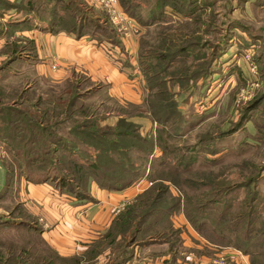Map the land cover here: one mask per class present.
I'll list each match as a JSON object with an SVG mask.
<instances>
[{"label":"rangeland","instance_id":"obj_1","mask_svg":"<svg viewBox=\"0 0 264 264\" xmlns=\"http://www.w3.org/2000/svg\"><path fill=\"white\" fill-rule=\"evenodd\" d=\"M72 2L77 8L85 1ZM136 4L137 19L124 14L139 29L136 59L144 102L127 109L108 98L105 87L97 90L100 84L82 77L56 83L35 72L37 60L29 51L33 40L22 33L43 31L49 21L61 23L57 0H0V264H45L41 233L51 226L21 201V183L46 186L70 203L89 200V188L79 187L77 172L67 167L74 169L75 162L87 170L96 160L93 173L116 185L133 177L128 188L139 192L134 202L118 205L119 225L90 244L81 264H157V254L181 244L174 233L178 213L203 237L246 255L247 264H264V0ZM53 7L59 11L56 17L49 15ZM86 14L91 19L81 22L98 24L91 10ZM71 20L64 21L66 26ZM104 21L99 25L106 31ZM72 95L87 109L86 120L95 123L85 132L128 130L144 142L135 143L129 156H116V165L102 157L94 160L106 151L76 135V118L63 115L61 106ZM119 116L134 128L117 127ZM36 118L64 139L55 149L45 147L41 136L32 142ZM153 183L167 185L179 209L161 220L166 192L158 203L141 202L126 221L127 206L137 205V197L152 191ZM53 264L74 263L69 258Z\"/></svg>","mask_w":264,"mask_h":264},{"label":"crops","instance_id":"obj_2","mask_svg":"<svg viewBox=\"0 0 264 264\" xmlns=\"http://www.w3.org/2000/svg\"><path fill=\"white\" fill-rule=\"evenodd\" d=\"M84 1L91 10L92 19L101 21L105 11L92 0ZM110 25L112 30L106 35H76L65 29L56 32L30 30L22 35H29L35 43V72L52 77L56 83L82 77L100 84L99 91L105 87L108 98L119 102L120 106L127 109L142 107L144 89L140 85L136 59L139 29L134 33L130 28L119 30ZM54 66L56 68H52ZM119 119L127 118L119 116L114 121ZM2 173L0 171V175ZM88 188L91 199L70 203L53 195L46 186L29 182L19 186L21 201L24 199L34 210L41 212L51 226L41 233L43 240L62 257L88 250L90 244L113 225L119 214L115 211L118 205L123 200L133 201L139 192L133 187L104 190L92 179ZM174 216L173 222L178 226L174 233L181 244L175 242L173 247L157 254V264H209L217 255H223L226 264H247L249 261L239 250L203 237L180 213Z\"/></svg>","mask_w":264,"mask_h":264},{"label":"trees","instance_id":"obj_3","mask_svg":"<svg viewBox=\"0 0 264 264\" xmlns=\"http://www.w3.org/2000/svg\"><path fill=\"white\" fill-rule=\"evenodd\" d=\"M82 1V0H80ZM58 3H60V5L62 6V15L60 16L63 19L60 22H56L55 21H49L48 23H46V25L41 28V30L43 31H49V32H56L59 29H65L71 32L76 33V35H82V34H90L92 36H97L99 35H106L108 33L111 32V25L110 22L108 20V18L106 17L107 15H105V21L102 20V22L104 21L105 25H106V31L103 30L102 26L103 25L102 22H100V20H94V22L98 23V24H93L90 21H86V22H81L82 20L85 21L86 17H89L86 12H89L90 10H88V8H86L85 4L83 2H78V7L74 8L73 7V3L72 0H69L68 2H66L65 0H57ZM121 6L124 10V12L129 15L131 18L133 19H137V17L135 16L134 13V9L137 7V4L135 5V0H120ZM80 4V7H79ZM162 4V0H157V5H161ZM86 8V9H85ZM61 9V8H60ZM72 9L74 10L72 12ZM84 11V12H83ZM86 11V12H85ZM133 11V12H132ZM58 9L56 7H53L50 12L49 15L51 16H57L58 14ZM85 13L84 16L82 15L79 18V14ZM89 14V13H88ZM78 17V19H77ZM71 18L73 20H71ZM103 18V17H102ZM101 18V19H102ZM67 19L72 21V24H68V26H66V23L64 21H66ZM89 19H91V17H89ZM75 20V21H74ZM82 23V25H81ZM100 24V25H99ZM98 25V26H97ZM38 27V26H37ZM30 49L29 51H32L35 55V47H34V42L30 41ZM150 103V99L147 100V104ZM63 108V115H68L67 118L72 119L73 117H75L76 119H73V123H75L72 127V131L78 135L79 137L85 138L87 139V141H89L88 143L91 145L92 148H94L95 150H101V151H106V154H104L103 156H92V158H94V160L102 157L104 158V160H108L109 163H112L114 165L117 164V159L115 158L116 156H123V157H127L129 156V152L133 149V147L135 146V143H142L144 142V140L136 135V137L134 136L133 138V134H131V132H129L128 130H99L95 131V132H85L84 129L93 127L94 121L91 120H86V115L88 114L87 109H85L82 104L78 101L77 96L76 95H72L70 97V99L68 100V102L64 105L61 106ZM157 108V107H156ZM9 117H11V113L7 114ZM61 114H59L60 116ZM84 119V120H80ZM78 119V120H77ZM50 120H47L46 123L49 124H54L57 125V122H53L50 123ZM32 123V127H34L35 130L34 131V137L32 139V142L35 139H38V137H42V140L44 141V145L45 147L47 146H52L51 149H55V147L57 145H60L61 142H63V138L61 136H59L58 134L55 133L54 131V126H46V128L43 127V121L39 120L36 118V121H31ZM124 124L127 125L128 129L134 128V124L131 121L128 120H124V119H120V121L118 122V124L116 125L117 127H123ZM71 130V129H70ZM114 137H118L117 140L116 139H112ZM119 137L123 140V142H118ZM111 138V139H109ZM134 139V140H133ZM139 145V144H138ZM120 156V157H121ZM97 164L93 165L92 167H88L87 170L85 169V166H83L82 164L79 163H75L74 162V166L75 168H71V167H67L68 170H70L71 174H74L75 172H77L78 177L77 179H75L76 181H78L79 183V187L81 188H85L84 190H87L88 188V182L91 180L90 178H92L93 180L97 181L98 185L100 187L103 188H107L109 190H122L126 187H128L129 185H131L134 182V179L132 177V179L129 177L120 182L118 180V185H116V183H112L110 181H106L103 180L102 177L100 176L99 173H97V170L95 173H93L91 171V169H93V167H99L98 166V160L95 161ZM90 168V170H89ZM138 169H132L130 172L131 174H133V176H135L136 174H138ZM129 172V174H130ZM81 173H83L84 175H80ZM70 182L74 180V177H70V179H68ZM80 181H83V183L85 182V187L82 184V182L80 183ZM159 182V181H158ZM154 184V183H153ZM155 185V187H153ZM153 186H151L150 188L152 189V191H145L141 196L137 197L136 202L137 205H133L132 203H130V205L127 206V210L125 211V220L127 221L129 219V215L134 216L136 214V210L138 207H140L141 202L145 203L149 200H151V203H158L159 200L161 199V196H165L164 194H168L169 199L165 198V206L164 208L161 210L160 213V217L161 220H168V216L172 213V211L179 209L178 208V203L176 201V199H170L173 198L171 197V194L169 193V189L167 185H163L160 183H156ZM165 187V188H163ZM148 188V189H150ZM147 190V189H146ZM146 197V199L143 200V197ZM142 198V199H141ZM152 198H154L152 200ZM213 200L216 201V198H214ZM179 201V200H178ZM164 202V201H163ZM206 204V202H205ZM152 205V204H151ZM142 207V206H141ZM143 208V207H142ZM118 216L119 214L116 216L115 221L113 222V225L108 228L105 231V235H109L110 233H112V230H114L118 225H119V220H118ZM189 216V215H188ZM237 217V220L240 222L241 221V213H239V215H235ZM248 216V215H247ZM131 220V219H130ZM20 221L19 225H26L25 221L23 220H18ZM197 224H199V226H201V228L203 227L204 223L201 220L200 222H198ZM127 225V223H126ZM109 231V233L107 234V232ZM159 232L157 231V234ZM47 246V249H45L46 252V256H44V260L43 263L45 264H53L55 261H57L58 259L60 260H64V259H69L71 258L73 260L74 264H81L82 262V258H84L83 255L79 254V255H73V256H69V257H62L60 256L53 248H51L50 246ZM87 251V250H86ZM251 264H253L251 262Z\"/></svg>","mask_w":264,"mask_h":264},{"label":"built area","instance_id":"obj_4","mask_svg":"<svg viewBox=\"0 0 264 264\" xmlns=\"http://www.w3.org/2000/svg\"><path fill=\"white\" fill-rule=\"evenodd\" d=\"M99 5L106 13L109 22L119 30L132 29L134 33L138 32V29L132 20L124 14L122 11L119 0H92ZM134 25L135 27H133ZM209 264H225V258L223 255H217L212 258Z\"/></svg>","mask_w":264,"mask_h":264}]
</instances>
